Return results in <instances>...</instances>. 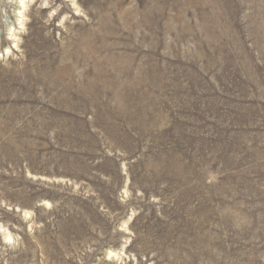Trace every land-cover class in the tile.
Here are the masks:
<instances>
[{
  "label": "rangeland",
  "instance_id": "rangeland-1",
  "mask_svg": "<svg viewBox=\"0 0 264 264\" xmlns=\"http://www.w3.org/2000/svg\"><path fill=\"white\" fill-rule=\"evenodd\" d=\"M0 264H264V0H0Z\"/></svg>",
  "mask_w": 264,
  "mask_h": 264
},
{
  "label": "bare ground",
  "instance_id": "bare-ground-1",
  "mask_svg": "<svg viewBox=\"0 0 264 264\" xmlns=\"http://www.w3.org/2000/svg\"><path fill=\"white\" fill-rule=\"evenodd\" d=\"M24 3V2H23Z\"/></svg>",
  "mask_w": 264,
  "mask_h": 264
}]
</instances>
